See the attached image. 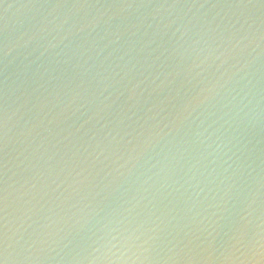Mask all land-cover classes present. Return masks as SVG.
Returning a JSON list of instances; mask_svg holds the SVG:
<instances>
[{
  "label": "water",
  "instance_id": "95a60500",
  "mask_svg": "<svg viewBox=\"0 0 264 264\" xmlns=\"http://www.w3.org/2000/svg\"><path fill=\"white\" fill-rule=\"evenodd\" d=\"M4 264H264V0H0Z\"/></svg>",
  "mask_w": 264,
  "mask_h": 264
},
{
  "label": "snow or ice",
  "instance_id": "6c2138e0",
  "mask_svg": "<svg viewBox=\"0 0 264 264\" xmlns=\"http://www.w3.org/2000/svg\"><path fill=\"white\" fill-rule=\"evenodd\" d=\"M0 264H4L3 260H0Z\"/></svg>",
  "mask_w": 264,
  "mask_h": 264
}]
</instances>
